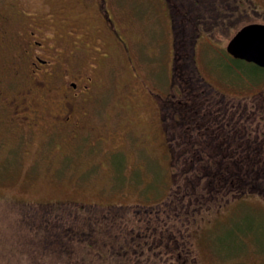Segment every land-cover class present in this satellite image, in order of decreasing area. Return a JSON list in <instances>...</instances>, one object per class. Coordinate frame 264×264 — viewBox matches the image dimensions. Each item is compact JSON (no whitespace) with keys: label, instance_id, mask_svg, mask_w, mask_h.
Here are the masks:
<instances>
[{"label":"rangeland","instance_id":"1","mask_svg":"<svg viewBox=\"0 0 264 264\" xmlns=\"http://www.w3.org/2000/svg\"><path fill=\"white\" fill-rule=\"evenodd\" d=\"M205 3V0H0V27L7 32L13 33L23 26L22 12H35L59 34L63 55L71 67L89 70L92 62L97 63L94 74L98 90L90 102L96 108V119L93 115L88 119L104 124L101 145L96 142L91 146L92 140L83 136L69 140L53 135L44 139L45 128L51 127L47 118L55 114L59 105L56 90L48 93V99L38 92L26 98L42 102L46 118L39 122L45 125L31 129L32 125L18 123L6 103L12 97L18 101L20 94L16 90L29 86V81L25 71L13 64L17 37H0L3 93L0 92V264H141L130 251L125 254L122 245L130 244L131 235L143 233L148 227L159 231L175 223L177 210L173 204L181 192L178 184L170 187L174 177L171 142L158 124L157 114L162 110L151 98L152 94L174 91L170 88L174 57L180 55L176 58L182 67L180 73L192 76L191 82H196L193 85H200L206 92L201 97L217 104H232L229 98L234 95L246 96L243 101H249L259 83L264 82V76L256 80L254 76L258 78L260 74L246 71L249 65L217 56L214 47L211 53L217 57L201 49L198 61L192 60L197 58L190 51L195 31L186 30L192 24L188 18L193 7L202 10L200 7ZM100 10L109 16L106 22L115 28L120 41L106 28ZM177 10L185 18L177 19ZM180 29L185 30L181 38L177 36ZM201 29L209 32L207 26L201 25ZM217 30L216 36L221 39L233 31L225 26ZM74 47L76 51L71 53ZM218 88L227 96L220 94ZM128 97L133 108L116 113L118 105L129 103ZM1 104L7 110L1 109ZM197 105L205 103L193 106ZM169 119L170 123L164 120L163 124L169 123L170 132L173 122ZM126 128L143 132L145 145L135 144L133 138L130 150L121 156H108L107 147L117 143L111 139V133H122ZM252 157V166L264 163V156ZM189 160L181 156L177 160V170L179 167L186 170L183 175L197 171L206 180L213 169L219 168L199 165L197 161L189 167ZM238 162L241 166L234 163L233 167L220 168L225 188L233 189L226 197L229 199L234 191L243 196L225 203V196L220 200L221 194L216 193L221 184L209 187L207 183L199 187L213 195L207 196L206 209L195 211L187 232L174 225L182 254L190 253L196 264L264 262V167H251L244 156ZM191 185L193 190L195 186ZM181 212L188 216L184 209ZM40 230L47 234L45 245L44 241L41 243L44 236L41 237ZM83 256L89 258L82 261Z\"/></svg>","mask_w":264,"mask_h":264},{"label":"flooded vegetation","instance_id":"2","mask_svg":"<svg viewBox=\"0 0 264 264\" xmlns=\"http://www.w3.org/2000/svg\"><path fill=\"white\" fill-rule=\"evenodd\" d=\"M205 1L204 7H200L202 10L193 7L188 18V21L192 23L190 30L195 31L191 37L190 51L192 56L197 54V58H192V60L198 61L201 49H207L208 54L215 57V53H211L214 47V51L218 52L217 56L239 61L243 65H249L250 67L246 71L248 73H251V71L255 72L256 76L260 74L258 78L254 76V79L261 80L264 76V74L261 76V73H264V66L246 60L247 56H234L228 50V42L244 26L250 24L264 26V0ZM100 14L106 28L109 29V32L118 42L119 36L115 28L109 26L106 22L109 16L102 10H100ZM22 15L24 22L19 30L10 33L4 27H0V37L5 35L17 37L18 45L13 57V64L15 68L25 71V76L28 77L29 81V86L16 90L20 94L18 101L12 97L6 103L12 110L13 118L18 123L22 122L32 125L31 129L34 126L41 128L45 123L43 124L39 121L46 118L42 102L38 101L37 103L36 99L27 100L26 98H31V96H34L33 94H37L35 92H38L42 98L48 99V93L56 90L59 92V98L56 100V103L59 105L55 108V114L52 116L49 114L47 118V120L50 119L49 125L51 127H47L50 130L49 132L45 128L44 139H48L53 135L69 140L83 136L92 140L91 146H94L96 142L99 145L103 142L101 130H103L104 124L102 123V126L99 121L92 122L88 119L92 115L96 119L94 117L96 108L90 102L96 94L95 90H98L96 88L97 78L94 74L97 63L92 62L89 70L74 69L71 67V63L67 60V57L63 55V47L60 45V40H58L60 36L54 28L45 25L42 21V16L35 12H22ZM175 17L177 19L179 17L185 18L183 12H180V10H177ZM201 25L207 26L209 32L205 33L201 29ZM222 26L233 29L231 34L225 36L224 39L216 36L218 33L217 29ZM178 32L179 35L177 36L181 38V33L183 32L181 30H178ZM177 41H180V39L177 38ZM176 48L177 45L175 46ZM75 51L76 47L70 52L75 53ZM101 53H104V51L102 50ZM179 56L174 57L175 59L173 60L174 66L172 68L173 74L170 88L174 91L172 93L168 91L165 95L157 93L158 95L155 94L156 97L153 94L151 96L156 101L158 108L162 110L160 114H157L161 132L164 133L165 131V138L172 139L176 155H192L203 152L207 155L236 154L240 156H264V82L259 83L258 89L251 94L252 96L249 97V101H243L246 99V96L238 97L234 95L232 98H229L232 99V104L230 102H226L224 105L217 104L211 99H207L204 96L201 97V94H206V92L199 88L200 85H193L196 82H191L193 81L192 76H185L180 73L182 67L176 60ZM243 68L244 66L241 69ZM242 73L247 74L245 72ZM202 78L205 81L206 77L202 76ZM205 82L211 85L207 80ZM146 89L150 91L149 88ZM186 91L188 92V97H185ZM218 92L227 96L219 88ZM128 101L127 105H118L116 113L125 109H132L129 97ZM195 103H205V105L193 106ZM187 104H190L188 108L186 107ZM1 109L7 110L5 104H1ZM30 113L32 115H29ZM170 117L173 122V129L169 132L167 129ZM164 120L169 123L165 122L164 125ZM206 121H214L220 124L221 130L215 131L211 129L209 132V127L205 125ZM226 123L232 127L231 136L233 135V137L230 139L228 138L229 134L225 132ZM111 134V139H116L117 143L119 141V144L115 143L107 147L109 148L107 150L108 153H106L108 156H121L125 150H130L131 146H134L133 138L135 144L145 145L143 141H146V138L141 136L143 132H135L132 128H126L122 133L113 132ZM113 135H116V137H113ZM193 140H198L200 143L204 141V144H202L203 148L197 151V148L193 147L195 146L192 144ZM251 167H264V163L262 165L259 163L251 165ZM184 171L186 170H178L176 174L179 181L177 180V176L176 179L172 177L170 184V187H172V184H178L177 189L181 193L184 191L186 184L195 178L193 182L198 188L200 186L205 187L207 183L209 187L221 184L216 193L221 194L218 196L220 200L225 196V203L230 198L238 199L240 196H243L239 195V193L236 194L235 191L231 192L229 199L226 197L227 193L233 189L231 187L225 188L224 183L226 180L222 179L223 169L220 167L213 169L212 175L207 176L206 180H203L202 174H199L197 171L183 175ZM191 183H189L190 185L188 184L189 188L192 187ZM261 184V181H259V185ZM192 191H195V187ZM207 196L213 198L212 193L207 191L187 196H184L182 193L179 199H177L178 204H173L174 209L177 210L178 208L180 211L178 212L177 210L175 213L176 220L174 224L162 227L163 229H159V231H157L156 227H152V230H149L148 227L143 233L137 232L130 236V244L122 245L123 249L127 252L130 251L137 261H142L141 264H196L195 257L190 256V253L182 254L179 245L180 237L175 233L174 225L176 229L183 227L185 232H187L190 226L189 221L194 220L195 211L199 212L206 209ZM221 206L222 204H219L218 208ZM183 209L188 213V216L182 215L181 210ZM183 231L181 232V237L185 233ZM126 239H122L123 243L127 242ZM182 242L189 248L185 239H182ZM243 264L247 263L244 262ZM261 264H264V262Z\"/></svg>","mask_w":264,"mask_h":264},{"label":"trees","instance_id":"3","mask_svg":"<svg viewBox=\"0 0 264 264\" xmlns=\"http://www.w3.org/2000/svg\"><path fill=\"white\" fill-rule=\"evenodd\" d=\"M172 12V11H171ZM191 26L188 27L186 30H190ZM182 32H184L185 30L183 29H180ZM193 31V30H192ZM204 81V80H203ZM205 82V81H204ZM202 88V87H201ZM205 125H207L209 127V132L211 131V129H214L215 131L216 130H221V125L218 124V123H215L214 121H206ZM223 126V125H222ZM225 132L227 134H229L228 138L230 139L231 137H233V135L231 136V133H232V127L230 124H227L226 123V127H225ZM170 142H171V145H170V163H171V169L173 168V171H172V175L174 174V179H176V172H178V170L180 169H183V167H179L178 170H177V160L178 158L181 156L182 158H185L187 157L190 158L189 160V167H191V164L193 161H197L199 163V165H207V166H217V167H233V164L236 163V166H241V164H239L238 160L239 158L241 157L240 155H236V154H226V155H207L206 153H203V152H199L198 154H192V155H176L175 153V150H174V146H173V141L172 139H169ZM230 143V141H229ZM228 143V144H229ZM192 144L195 145L193 147H196L197 148V151L200 150L201 148H203V145L204 144V141L203 142H199L198 140H193L192 141ZM229 147V146H228ZM231 147V145H230ZM196 152V151H195ZM245 160L248 161V163L251 165L252 164V160H253V157L250 156L248 158V156H244ZM202 168V167H200ZM196 170H199V168H196ZM202 170V169H201ZM192 182L191 184H193L195 186V191L193 192L189 187H188V184ZM189 183L186 184L185 188H184V191L182 192L185 196L187 195H194V194H198L200 193L201 194V190H199V188L194 184V182L191 180ZM190 185V184H189ZM185 191H187L185 193ZM235 192V191H234ZM181 193V194H182ZM180 194V195H181ZM179 199V197L177 198ZM176 199V205L178 204V201ZM178 212L179 209L177 208ZM41 232V237H43V239L41 240V243L43 242V245H45V242L48 240L47 238V234H45V230H44V233L40 230ZM90 233V232H89ZM81 234V233H80ZM50 236H52V234H50ZM72 237H74V235H71ZM84 239V238H82ZM82 239H80L82 241ZM83 242V241H82ZM87 247L88 245L85 244ZM123 250V252L126 254L127 251H125L124 249H121ZM99 254H101L100 252H98ZM80 257H78L79 259ZM85 258H89V257H86V256H83L81 257L82 261H84ZM83 264V263H82Z\"/></svg>","mask_w":264,"mask_h":264},{"label":"water","instance_id":"4","mask_svg":"<svg viewBox=\"0 0 264 264\" xmlns=\"http://www.w3.org/2000/svg\"><path fill=\"white\" fill-rule=\"evenodd\" d=\"M228 50L264 66V26L250 24L239 29L229 40Z\"/></svg>","mask_w":264,"mask_h":264}]
</instances>
